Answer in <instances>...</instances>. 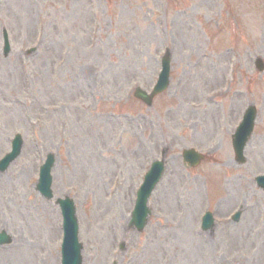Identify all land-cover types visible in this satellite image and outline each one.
Returning a JSON list of instances; mask_svg holds the SVG:
<instances>
[{
    "label": "rangeland",
    "instance_id": "1",
    "mask_svg": "<svg viewBox=\"0 0 264 264\" xmlns=\"http://www.w3.org/2000/svg\"><path fill=\"white\" fill-rule=\"evenodd\" d=\"M166 47L172 83L148 108L132 89L152 88ZM256 56L264 59V0H0V157L16 133L25 141L0 173V231L15 238L0 246V264H61V210L32 184L49 152L54 194L75 200L83 264H264ZM251 104L256 127L239 165L232 133ZM163 147L168 169L150 222L129 230L143 174ZM186 148L206 159L187 166ZM238 206L239 221L226 222ZM208 211L214 231L202 228ZM120 243L126 251L115 256Z\"/></svg>",
    "mask_w": 264,
    "mask_h": 264
},
{
    "label": "water",
    "instance_id": "2",
    "mask_svg": "<svg viewBox=\"0 0 264 264\" xmlns=\"http://www.w3.org/2000/svg\"><path fill=\"white\" fill-rule=\"evenodd\" d=\"M9 50L10 48L7 45L6 52L8 53ZM169 59H170L169 56H166L165 62H164L165 69L162 74L161 81L159 82V85H158L159 87L157 88V92L162 91L167 85L165 82H167L166 78H168ZM259 65H262L261 59H259ZM137 96L144 99L149 104L151 103V97H148L142 91L139 90L137 92ZM250 113L251 111L249 112V114ZM253 125H254V116L248 115L246 117L245 122L242 123V125L239 127V130L234 135V140H233L234 146H235L236 151L238 152V158L241 159V161L243 159V149L246 145V142L250 134L252 133ZM15 155L16 153H14V155L11 156L9 160H13ZM9 160H7V163L9 162ZM52 166H53L52 158H50L48 160V163L43 168V176L41 178V181L38 184V188L41 189V191L47 198L53 197L52 189L50 188L52 179H51V175L49 174V171H51ZM162 168H163L162 165L160 167L156 166V168L152 172H150L149 176L147 177V180L139 194L138 203L140 204L138 207V213L142 209L143 204H145L146 199H148L151 190L154 188L155 184L158 182L161 172H162L161 170ZM262 185L264 186V183ZM57 202L61 204L63 213L65 214V217H66V220H65L66 239H65L64 248H63V254H64L63 264H82V255H81L82 244H79L78 242V236H77L78 232L76 230V224H75L76 221H75V214H74V209H75L74 203L68 197L65 200L59 199ZM132 222L137 224L135 215L133 217ZM139 228L142 229L143 224L141 225V227L139 226ZM3 240L4 238L0 239V242L5 243V241Z\"/></svg>",
    "mask_w": 264,
    "mask_h": 264
},
{
    "label": "bare ground",
    "instance_id": "3",
    "mask_svg": "<svg viewBox=\"0 0 264 264\" xmlns=\"http://www.w3.org/2000/svg\"><path fill=\"white\" fill-rule=\"evenodd\" d=\"M244 211V210H243ZM167 237H169L168 235H167ZM205 241V238L203 239V240H200V243H202V242H204Z\"/></svg>",
    "mask_w": 264,
    "mask_h": 264
}]
</instances>
